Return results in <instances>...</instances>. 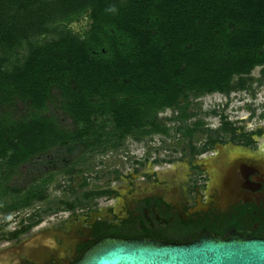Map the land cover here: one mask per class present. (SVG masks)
I'll use <instances>...</instances> for the list:
<instances>
[{
	"label": "trees",
	"instance_id": "16d2710c",
	"mask_svg": "<svg viewBox=\"0 0 264 264\" xmlns=\"http://www.w3.org/2000/svg\"><path fill=\"white\" fill-rule=\"evenodd\" d=\"M82 16L78 33L69 24ZM257 66L264 0H0V154L17 162L88 141L97 124L121 138L167 132L159 111L243 89Z\"/></svg>",
	"mask_w": 264,
	"mask_h": 264
},
{
	"label": "flooded vegetation",
	"instance_id": "af4514ba",
	"mask_svg": "<svg viewBox=\"0 0 264 264\" xmlns=\"http://www.w3.org/2000/svg\"><path fill=\"white\" fill-rule=\"evenodd\" d=\"M202 96L190 94L157 113L167 132L121 138L97 124L88 141L54 145L17 162L0 154V264H73L105 235L175 242L206 232L264 237V124L247 129L242 119L231 122L224 102L221 112L209 114L219 115L214 126L197 108ZM256 106L248 104L252 118ZM47 113L71 125L62 112ZM171 138L175 147L163 145ZM138 146L146 152L138 155Z\"/></svg>",
	"mask_w": 264,
	"mask_h": 264
},
{
	"label": "water",
	"instance_id": "95a60500",
	"mask_svg": "<svg viewBox=\"0 0 264 264\" xmlns=\"http://www.w3.org/2000/svg\"><path fill=\"white\" fill-rule=\"evenodd\" d=\"M73 264H264V237L235 232L224 238L206 232L186 242H175L105 235Z\"/></svg>",
	"mask_w": 264,
	"mask_h": 264
},
{
	"label": "rangeland",
	"instance_id": "374dc122",
	"mask_svg": "<svg viewBox=\"0 0 264 264\" xmlns=\"http://www.w3.org/2000/svg\"><path fill=\"white\" fill-rule=\"evenodd\" d=\"M89 26L88 19L86 16H82L80 19L73 21L69 24V27L75 32L82 33ZM252 79L248 80L246 85V89L232 91L230 94H224L221 92H215L212 94H206L199 99L196 100L198 103V110L201 109L203 113H208V116L205 117L206 122L212 123L214 126L219 124V115H209L211 110L214 108L221 112L223 110L222 104L224 102H228V106L225 109V112L228 113V118L231 122H235L236 120L242 119L243 124H245V128L251 129L256 128L260 124H264V115L263 118L260 117V113H264V75L262 73V66H257L250 75ZM240 77L236 76L234 78V83H239ZM249 103H256V116L252 118L250 108H248ZM171 110H168L163 115H171ZM157 146H159V142H156ZM169 144L170 146H176L175 139L171 138L163 145ZM156 146V145H154ZM180 146V145H178ZM139 148V149H138ZM138 150L136 151L138 155L146 152V147L142 148L138 146ZM162 154L167 157H171L173 154L170 151H165L162 149ZM154 157V153L151 152L150 158ZM54 219L47 220L46 223L50 224ZM5 242H2L0 245H4Z\"/></svg>",
	"mask_w": 264,
	"mask_h": 264
}]
</instances>
